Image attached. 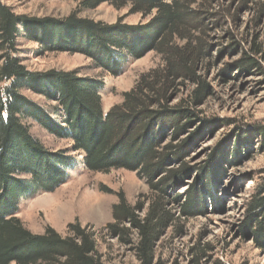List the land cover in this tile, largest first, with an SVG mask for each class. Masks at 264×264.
<instances>
[{
  "label": "rangeland",
  "instance_id": "rangeland-1",
  "mask_svg": "<svg viewBox=\"0 0 264 264\" xmlns=\"http://www.w3.org/2000/svg\"><path fill=\"white\" fill-rule=\"evenodd\" d=\"M2 2L15 14L35 20L31 36L22 30L14 55L26 71L40 82H46L57 71L95 79L102 83L98 94L104 113L122 104L124 95L138 87L143 76L165 67L156 51L135 58L113 49L114 59L120 62L118 73L114 74L89 55L67 49L68 43L80 46L82 40H87L72 28L68 22L71 17L118 26L131 42L143 39L146 31L142 28L150 23L156 11L146 15L130 0L106 2L96 9H84L83 0ZM185 3L193 14L191 27L183 33L185 38L177 39L175 44L194 50L204 45L197 73L209 86L210 94L196 105L192 94L197 85L184 78L176 80L167 93L169 108L188 109L196 117H192V123L181 120L179 131L174 126L165 129L160 145V151L166 155L165 171L153 182L126 169L92 172L85 164V153L74 150L72 138H60L37 121L24 120L31 135L47 151L64 153L73 160L64 183L51 192L38 190L20 199L17 217L28 230L43 234L51 227L66 237L71 235L69 225L78 223L94 235L103 262L139 264L133 251L137 231L127 220L116 221L115 206L124 199L143 219L158 202L171 213L173 221L157 243L156 264H264V248H259L252 239L247 240L241 230L249 215L248 201L264 183V151L259 139L252 142L250 153L242 149L238 154L235 146L239 135L253 134L257 125L264 123V73L243 70L238 65L254 42L264 43V0H185ZM2 56L0 51V67L4 63ZM258 59L264 72V60L260 56ZM11 83L12 80L0 81V90ZM21 94L28 103L62 123L63 117L57 116L59 112L53 109L59 106L57 101L31 86L21 90ZM163 117L164 114L158 118ZM154 127V131H160L157 124ZM171 175L174 180L164 182ZM193 194L199 196L206 209L188 217L182 213L183 205ZM84 204L93 212L84 211ZM66 205L72 211L63 221L56 220ZM114 223L130 229L127 238L132 244L122 239L123 234L116 236L107 228Z\"/></svg>",
  "mask_w": 264,
  "mask_h": 264
},
{
  "label": "trees",
  "instance_id": "trees-1",
  "mask_svg": "<svg viewBox=\"0 0 264 264\" xmlns=\"http://www.w3.org/2000/svg\"><path fill=\"white\" fill-rule=\"evenodd\" d=\"M112 1L83 0L82 6L96 9ZM130 1L146 15L156 11L150 23L142 28L146 31L143 39L131 42L118 26H103L74 17L68 21L75 32H81L87 40H82L80 46L68 43L67 49L89 55L114 74L118 73L120 62L114 59L113 49L120 51V55L126 52L135 58L156 51L165 62L163 70L143 76L140 85L124 95L122 104L104 113L98 94L102 83L95 79L57 71L47 76L46 82H40L26 71L14 55L22 30L31 36L36 28L35 20L15 14L0 0V51L4 59L0 81L12 80L10 86L0 90V264H107L98 254L94 235L80 224H70L71 235L66 237L51 227L43 234H34L17 217L22 197L38 190L53 191L64 183L66 170L73 166L72 158L64 153L47 151L31 135L24 120H35L60 138H72L74 150L85 153V164L92 172L126 169L153 182L165 171L166 155L160 151L165 129L174 126L179 131L181 120L192 123V117H196L188 109L169 108L167 93L174 88L176 80L184 78L197 85L192 94L196 105L210 94L209 86L197 73L204 45L194 50L175 44L177 39L185 38L183 33L191 27L193 14L188 3L185 0ZM243 54L238 62L241 69L264 73L258 59L260 56L264 60V43L254 42L251 50ZM29 86L58 102L59 106L53 109L59 112L57 116L63 117L62 123L28 103L21 90ZM163 114V119L158 118ZM156 124L160 131H154ZM254 139L260 140V149L264 151V123L257 125L253 134L238 136L236 152L240 154L245 149L250 153ZM171 180H174L172 175L164 182ZM204 209L199 196L193 194L183 205L182 213L191 217ZM247 209L249 215L242 233L247 240L252 239L259 248H264V183L251 195ZM114 217L118 222L127 220L137 231L133 251L139 264H156V246L173 221L171 213L157 202L142 219L136 209L128 207L122 199V203L115 206ZM107 228L116 236L123 234L122 239L132 244L127 238L130 229L120 228L118 223L109 224Z\"/></svg>",
  "mask_w": 264,
  "mask_h": 264
},
{
  "label": "bare ground",
  "instance_id": "bare-ground-1",
  "mask_svg": "<svg viewBox=\"0 0 264 264\" xmlns=\"http://www.w3.org/2000/svg\"><path fill=\"white\" fill-rule=\"evenodd\" d=\"M70 200H72V199H70ZM83 200V199H82ZM45 201L48 203V202H50V200H46L45 199ZM69 203V202H68ZM71 203V202H70ZM75 204H76V201H75ZM68 205V204H67ZM67 205H66V207L65 208H61V210H60V214H59V218H57L56 220H60V221H63V219L65 218V217H68V215L70 214V212L72 211H70V208H68L67 207ZM73 206V205H72ZM89 206H90V204H89ZM92 206V205H91ZM71 207V206H70ZM82 207H83V210L84 211H88V212H93V211H90L91 210V208L90 209H88L87 208V206H86V204H84V205H82ZM82 209V208H81Z\"/></svg>",
  "mask_w": 264,
  "mask_h": 264
}]
</instances>
